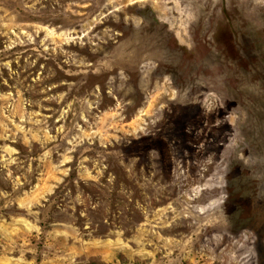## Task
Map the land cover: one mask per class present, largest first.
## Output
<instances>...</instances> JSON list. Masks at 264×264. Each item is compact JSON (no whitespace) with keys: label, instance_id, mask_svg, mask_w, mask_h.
I'll list each match as a JSON object with an SVG mask.
<instances>
[{"label":"rangeland","instance_id":"1","mask_svg":"<svg viewBox=\"0 0 264 264\" xmlns=\"http://www.w3.org/2000/svg\"><path fill=\"white\" fill-rule=\"evenodd\" d=\"M146 7L186 49L178 65L196 53L197 87L157 71L151 30L135 74L116 65ZM259 32L264 0H0V264H261L264 237L224 203L229 163L245 218L262 179ZM90 68L108 79L71 95Z\"/></svg>","mask_w":264,"mask_h":264},{"label":"trees","instance_id":"2","mask_svg":"<svg viewBox=\"0 0 264 264\" xmlns=\"http://www.w3.org/2000/svg\"><path fill=\"white\" fill-rule=\"evenodd\" d=\"M139 9H140L139 14L141 17H143L145 21L142 27L136 28L135 30L138 29L144 32V34L142 35L143 41L141 43L133 42L130 49L131 53L128 56L121 57L122 60L121 59L117 60L118 62H116V65L118 66L120 61V65L122 67H126L127 69H129V71L135 74V72L142 64V62L145 61L146 59L144 53L142 52L143 49L142 46L147 44L148 47V43L146 42V39L149 37L147 35L148 31L151 30L155 32L154 34L158 35L156 38H159V35H161V38H163L161 39V44H163L162 48L163 47L165 48L162 50V52L164 51L163 57L162 55L161 57L160 56L156 57L157 64L159 65V69L157 71L158 72L162 71V74L170 75L171 81L173 82L174 86H176L181 92L192 88L193 85H196L197 87L201 81L205 80V76L201 75V73L197 71V74H194L193 77L191 73L185 74L184 71L182 70L183 66L193 67L195 65L194 62L197 61V57L195 56L196 53L194 54L193 53L194 51L189 52L186 56V59L189 63L186 61L182 63V65H178V62H180L178 61V59H180L179 56H182L184 53H187L185 51L186 49L183 48L179 43L176 44L177 46L175 47L172 46L170 42V39L172 38V34L168 33L169 30L167 29L168 27L165 24L159 22L155 12L150 7L139 8ZM256 35H257L256 37L253 36L251 37L256 38V41H258L259 39L262 40L264 33L259 32ZM232 36H234V34H232ZM245 41H247V39L243 38L241 45L245 44ZM242 46H244V49H246L245 45ZM197 51L200 53L202 52L199 44ZM239 52L240 50H238L237 48L234 49V56L231 58L237 60L240 57ZM98 57L101 58L100 56L96 55L95 57L91 58V61H95L96 59H98ZM175 58H176V62L174 61ZM201 62L205 63L204 59L196 63V65H200ZM109 74L110 71L105 70V68H102L97 72L93 71L90 68L86 74H83V77L77 75V77L79 78V80L77 81V86L73 88L70 94L71 95L77 94V96H82L89 93V91H91L96 85H100L104 83L108 79ZM207 78L209 81H211V83H213L214 81H216V79L219 78V75H215V77L207 75ZM81 79H85L86 82H81ZM191 79H194V81H192ZM262 114L264 117V112ZM233 165L235 169L232 168ZM242 165L243 164H241V162L239 161H234L232 164L229 163V174H228L229 190L225 191V194H227V199L224 202L227 213V219H229L228 222L231 226L233 225L235 227L247 226L254 228L257 231L256 233L259 234V237L263 238L264 219L260 217V220H257L259 224L256 223L255 219L258 214L264 212V169H263L262 179H260L259 182L256 184L257 193L254 195L253 192H251L252 196L254 195V197H256L255 199H257V202L253 201V203L250 204V206H248L252 210V216L249 218H245L246 217L244 213L245 210L243 207L246 208L247 206H244L246 199L245 185L241 182L242 171H243ZM263 217H264V213H263ZM249 221L250 224H247ZM260 248H261L260 261L261 264H264V247L261 246Z\"/></svg>","mask_w":264,"mask_h":264},{"label":"bare ground","instance_id":"3","mask_svg":"<svg viewBox=\"0 0 264 264\" xmlns=\"http://www.w3.org/2000/svg\"><path fill=\"white\" fill-rule=\"evenodd\" d=\"M214 216V215H213ZM210 228V227H209ZM209 230V229H208ZM212 234V233H211ZM205 260V259H204Z\"/></svg>","mask_w":264,"mask_h":264}]
</instances>
